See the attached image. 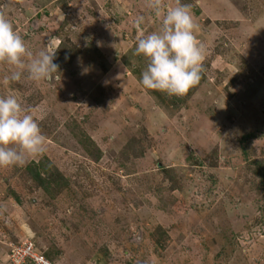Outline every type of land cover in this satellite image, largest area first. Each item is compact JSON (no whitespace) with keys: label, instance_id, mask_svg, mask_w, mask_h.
Instances as JSON below:
<instances>
[{"label":"rangeland","instance_id":"obj_1","mask_svg":"<svg viewBox=\"0 0 264 264\" xmlns=\"http://www.w3.org/2000/svg\"><path fill=\"white\" fill-rule=\"evenodd\" d=\"M180 3L206 49L186 96L141 83L137 41L163 19L147 0H0L59 66L5 84L15 69L0 63V97L46 137L43 154L0 167V264L24 240L52 264H264V0ZM33 161L66 183L44 191Z\"/></svg>","mask_w":264,"mask_h":264},{"label":"clouds","instance_id":"obj_2","mask_svg":"<svg viewBox=\"0 0 264 264\" xmlns=\"http://www.w3.org/2000/svg\"><path fill=\"white\" fill-rule=\"evenodd\" d=\"M148 7L163 19L159 31L141 35L135 48L136 55L147 60L141 72L142 85L170 96H184L197 86L204 71L206 49L198 41L190 4L164 10V0H147ZM143 17L136 20L143 22ZM55 52L35 54L26 46L13 24L0 11V63L15 69L4 77V83L19 81L27 72L34 81L53 80L59 66L53 62ZM46 137L31 114L15 96L0 97V167L23 166L25 156L41 155Z\"/></svg>","mask_w":264,"mask_h":264},{"label":"trees","instance_id":"obj_3","mask_svg":"<svg viewBox=\"0 0 264 264\" xmlns=\"http://www.w3.org/2000/svg\"><path fill=\"white\" fill-rule=\"evenodd\" d=\"M63 45L60 43L57 50H61ZM190 91V90H189ZM189 92L186 94L188 95ZM184 95V96H186ZM255 136L252 132L245 135V139H251ZM43 161L31 162L26 166V172L31 176V178L41 187L44 191L50 190V184L55 183L56 185H63L66 183L65 178L60 175L56 170L51 171L44 166Z\"/></svg>","mask_w":264,"mask_h":264},{"label":"built area","instance_id":"obj_4","mask_svg":"<svg viewBox=\"0 0 264 264\" xmlns=\"http://www.w3.org/2000/svg\"><path fill=\"white\" fill-rule=\"evenodd\" d=\"M10 261L12 264H52L30 240H24L11 247Z\"/></svg>","mask_w":264,"mask_h":264}]
</instances>
